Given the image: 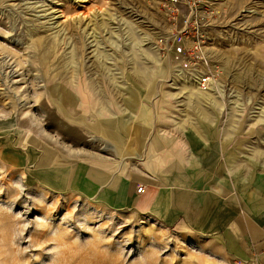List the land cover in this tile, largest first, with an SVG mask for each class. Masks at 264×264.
<instances>
[{
    "label": "rangeland",
    "instance_id": "1",
    "mask_svg": "<svg viewBox=\"0 0 264 264\" xmlns=\"http://www.w3.org/2000/svg\"><path fill=\"white\" fill-rule=\"evenodd\" d=\"M163 1L0 0V264L228 263L200 238L91 199L85 181H48L76 171L85 177L99 158L122 161L117 145L126 127L127 139L146 145L155 135L169 147L174 136L189 135L195 150L180 144L195 159L201 143L215 146L232 191L257 189L252 183L264 178V0H212L204 46L213 84L200 92L168 55ZM39 37L59 42L45 69L33 48ZM7 65L16 70L11 81ZM76 80L94 87L71 89ZM60 83L95 101L60 106L50 90ZM87 123L110 131L112 147L96 140L106 132L84 130ZM14 129H31V137Z\"/></svg>",
    "mask_w": 264,
    "mask_h": 264
},
{
    "label": "crops",
    "instance_id": "2",
    "mask_svg": "<svg viewBox=\"0 0 264 264\" xmlns=\"http://www.w3.org/2000/svg\"><path fill=\"white\" fill-rule=\"evenodd\" d=\"M65 85L60 83L50 87L59 105L75 107L79 102L95 101L93 93L80 90L75 93L71 89L76 86H70V89ZM93 87L88 81L80 88ZM195 89L200 92L197 87ZM83 129L90 133L106 132V139L96 140L111 146L110 131L90 123L84 124ZM30 130L16 132L27 139L31 137ZM119 131L122 143L117 146L122 147L119 154L122 161L116 156L107 162L99 158L90 163V171L85 177L77 171L66 176L58 173L48 178L49 183L62 186L72 182L78 186L85 181L91 199L114 211H128L180 236L200 238L204 248L213 250L228 263L264 264V178L252 183L258 186L257 189L236 194L227 181L219 148L201 143L195 159L189 149L180 144L195 150V141L189 135L174 136L176 140H172L169 147L163 145L157 135L152 144L146 145L142 138L127 139L130 129L123 127ZM145 152L149 154L145 155ZM138 187H143L144 191L138 193Z\"/></svg>",
    "mask_w": 264,
    "mask_h": 264
},
{
    "label": "built area",
    "instance_id": "3",
    "mask_svg": "<svg viewBox=\"0 0 264 264\" xmlns=\"http://www.w3.org/2000/svg\"><path fill=\"white\" fill-rule=\"evenodd\" d=\"M163 7L169 20L167 52L176 63L175 72L191 85H212L211 58L204 46L208 41L206 21L215 14L212 0H165ZM143 191V187H138V193Z\"/></svg>",
    "mask_w": 264,
    "mask_h": 264
},
{
    "label": "bare ground",
    "instance_id": "4",
    "mask_svg": "<svg viewBox=\"0 0 264 264\" xmlns=\"http://www.w3.org/2000/svg\"><path fill=\"white\" fill-rule=\"evenodd\" d=\"M58 41H52V40H47L46 38H43V37H39V39L37 40V42H35V44L33 45V48H34V50H35V55L37 56V59H38V57H39V66L41 67V68H44L45 69V66H46V60H47V58L48 57H50L54 52H55V50H56V48H58V46H59V42L57 43ZM36 58V57H35ZM5 64V63H4ZM38 64V63H37ZM4 68H6L7 69V71L8 70H10V68H11V66H9V65H7V67H4ZM12 69V68H11ZM1 73V72H0ZM15 74H16V70L15 71H13V70H10L9 71V73L8 74H6L7 76H6V79H8V81L10 80L11 81V79L12 78H14V76H15ZM70 80V79H69ZM83 82H85V80L84 81H82V80H76V81H74V83L76 84V85H74V86H76V87H78V88H80L82 85H83ZM190 82V81H189ZM70 84H68L67 86H69ZM193 86H195V87H197L199 90H202V88H200L198 85H193ZM75 87V88H76ZM69 88V87H68ZM73 92V91H72ZM213 92V91H212ZM216 92V91H215ZM202 94V93H201ZM216 94V93H215ZM6 97H9V95L8 96H6ZM5 97V98H6ZM78 97V96H77ZM11 98H13V99H15L16 101H19L20 100V98H17L16 96H15V94H13L12 95V97ZM10 98V99H11ZM7 99H9V98H7ZM18 99V100H17ZM13 101V100H12Z\"/></svg>",
    "mask_w": 264,
    "mask_h": 264
}]
</instances>
